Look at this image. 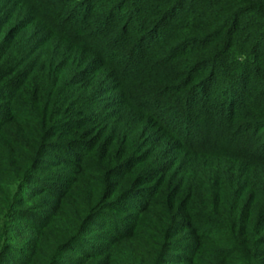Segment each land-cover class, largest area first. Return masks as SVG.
<instances>
[{
    "label": "trees",
    "instance_id": "16d2710c",
    "mask_svg": "<svg viewBox=\"0 0 264 264\" xmlns=\"http://www.w3.org/2000/svg\"><path fill=\"white\" fill-rule=\"evenodd\" d=\"M0 179V264H264V0H0Z\"/></svg>",
    "mask_w": 264,
    "mask_h": 264
},
{
    "label": "rangeland",
    "instance_id": "374dc122",
    "mask_svg": "<svg viewBox=\"0 0 264 264\" xmlns=\"http://www.w3.org/2000/svg\"><path fill=\"white\" fill-rule=\"evenodd\" d=\"M17 187L18 185L15 183L0 179V230L4 232L6 241L21 246L24 253L28 255L38 240L39 221H36V219L28 221L17 217L15 210L25 209L27 207L24 206H29L38 199H32L28 190H26L23 196L26 201L25 204L19 202L22 198L16 201L18 195ZM8 205L12 206V211L8 210Z\"/></svg>",
    "mask_w": 264,
    "mask_h": 264
}]
</instances>
